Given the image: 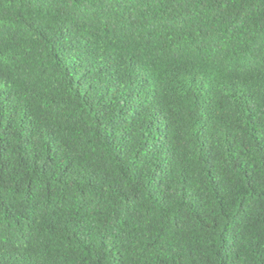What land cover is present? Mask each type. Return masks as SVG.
<instances>
[{"label":"trees","instance_id":"obj_1","mask_svg":"<svg viewBox=\"0 0 264 264\" xmlns=\"http://www.w3.org/2000/svg\"><path fill=\"white\" fill-rule=\"evenodd\" d=\"M0 264H264V0H0Z\"/></svg>","mask_w":264,"mask_h":264}]
</instances>
